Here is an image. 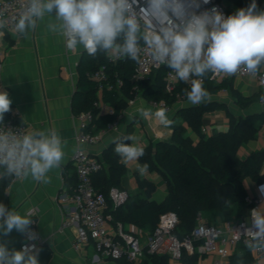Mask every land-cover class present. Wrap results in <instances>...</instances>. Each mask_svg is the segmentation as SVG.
<instances>
[{
	"label": "clouds",
	"instance_id": "1",
	"mask_svg": "<svg viewBox=\"0 0 264 264\" xmlns=\"http://www.w3.org/2000/svg\"><path fill=\"white\" fill-rule=\"evenodd\" d=\"M202 2L208 4L209 0ZM144 4L139 7V0H26L16 18L14 34L27 36L39 21L49 17L47 29L61 36L70 51L82 46L93 58L103 53L136 62L140 53L147 51L155 63L170 68L176 79L191 83L186 93L191 105L211 101L203 86L209 72L233 76L243 70L256 76L264 67V10L258 9L256 0L227 17L215 7L197 14L200 0H144ZM7 24L0 14V37ZM260 99L264 101V95ZM11 104L8 93L0 91V125ZM135 111L165 128L174 123L164 107L153 111L142 103ZM136 141L134 135L113 138L114 151L122 163L138 161L144 155V148ZM65 143L55 128L25 132L0 127V181L30 176L36 182L48 183V173L62 164ZM136 167L145 176L150 166L144 163ZM260 191L264 194V185ZM250 216L251 223L243 226L241 234L247 236L245 243L250 250L264 252V209H253ZM32 224L30 212L21 215L0 203L3 236L15 229L35 240ZM34 249L35 245H25L21 250H10L0 243V264H39ZM236 264H244L243 259L238 257Z\"/></svg>",
	"mask_w": 264,
	"mask_h": 264
},
{
	"label": "trees",
	"instance_id": "2",
	"mask_svg": "<svg viewBox=\"0 0 264 264\" xmlns=\"http://www.w3.org/2000/svg\"><path fill=\"white\" fill-rule=\"evenodd\" d=\"M228 1L233 5V8L227 7L229 15L240 8H246L252 2V0ZM256 3L258 9L264 10L261 0H256ZM102 68L105 69L108 82L113 84L114 88L110 90L104 86L99 96V83L92 80L89 75ZM134 69L135 61L128 58L114 64L110 62L108 55L103 53H98L93 58L85 50L82 52L77 67L78 85L72 106L78 114L85 112L93 114L94 121L89 128L91 135L95 136L99 130H106L109 124L117 122L129 102L137 96L170 108L178 103L179 96H187V91L191 89L184 81H179L173 91H167L165 79L170 69L167 66L154 71L146 80L138 83L132 79ZM117 80L122 81V86H116ZM136 86L137 90L134 89ZM203 86L211 95L227 89L237 105L243 109L250 107L257 98L264 95L261 92L260 96L244 97L234 89L233 81L216 82L210 76H207ZM98 99L111 105L114 109L113 114H99L94 107ZM214 109L225 111L229 129L226 132H213L207 135L203 132L204 115ZM179 120L183 123H178ZM263 124L264 113L236 117L225 104L212 101L199 105H182L172 124V138L150 144L144 149V155L139 158L142 163L149 164L151 173H158L163 177L167 196L162 202L153 199L156 184L139 178L140 192L127 194V199L121 205L114 204L110 194L113 189L121 191L126 165L115 153L113 144L103 153V170L93 177L96 191L104 194L107 199L105 213L109 217V223L113 227L122 225L125 232L135 236L136 233L131 231V228L152 234L161 216L173 212L178 218V224L172 230V235L183 241L196 227L199 214L220 218L231 217L236 220L248 217L253 209V201L245 182L248 179L255 183L264 182L262 173L264 151L252 152L241 158L239 150L245 143L256 138ZM189 129L196 135L197 140L188 135ZM127 135L129 133L125 136ZM9 183L10 178L7 181H0V203L8 208ZM51 257L52 249L49 245H41L37 253L39 264H48ZM238 257L243 259L244 264H262L254 258L250 249L242 245H239L237 251L230 256L228 264H236ZM205 259V256H200L196 251L183 249L179 262L201 264ZM116 262L172 264V258L167 253L151 254L145 249L143 257L137 263L131 262L126 255Z\"/></svg>",
	"mask_w": 264,
	"mask_h": 264
},
{
	"label": "crops",
	"instance_id": "3",
	"mask_svg": "<svg viewBox=\"0 0 264 264\" xmlns=\"http://www.w3.org/2000/svg\"><path fill=\"white\" fill-rule=\"evenodd\" d=\"M261 1L264 4V0ZM222 2L226 7L233 8L228 0H222ZM52 15L54 16L55 13ZM51 19L45 17L43 21H39L35 30L30 31L27 36L4 33L0 37V47L3 51L0 91H6L12 101L11 110L4 114V119L15 117L19 122L27 125L29 130L55 128L62 140L66 142L62 164L48 173L50 177L48 183L36 182L30 176L16 182H12L10 178L7 187L9 209L21 215L31 210L36 211L43 242L52 249V257L48 264H117L116 261L102 258L93 242L85 245L81 250H76L74 248L75 228L60 229L63 220L74 211V207L68 202V198L75 192L77 185L76 170L73 165L74 155L79 148H82L103 160V153L113 145V138L123 137L127 133L136 136V142L145 149L158 140H170L173 135V126L165 128L154 118L143 119L135 111L142 103L144 107L151 108L153 111L164 106L154 105L137 96L129 102L124 113L111 129L99 130L95 135L96 141L92 144H80L77 140L80 133V114L73 109L72 101L78 85L77 67L84 49L78 46L75 51L68 50L64 39L47 29L46 25ZM223 80L233 81L234 89L247 98L260 96L262 92L255 77L240 78L233 75L225 76ZM211 96L212 102L225 104L236 117L264 113V101L260 99L261 97L257 98L250 107L243 109L237 105L228 90L227 93L219 91ZM181 106L176 103L167 108L170 119H173L175 112ZM203 121L207 135L213 132H226L229 129L226 113L221 109L207 112ZM178 123L183 121L179 120ZM188 135L197 140L190 129ZM256 151H264V124L256 138L240 148L239 156L245 158ZM137 164L144 163L139 159L125 164L126 174L120 192L137 194L140 192L138 179H147L156 184L153 199L158 202L164 201L167 190L163 177L149 170L145 176H141L137 170ZM262 173L264 174V165ZM263 183L246 180L245 185L249 196L255 198L258 195V186ZM261 208L264 209V204ZM208 218L214 221L213 224L221 225L231 217L220 218L213 215L205 217L206 220ZM131 231L136 233L142 241H146L150 234L133 228ZM22 237L23 233L14 229L8 236L0 234V243L6 244L10 250H20ZM237 249L238 247L234 252ZM213 261L214 257H209L201 264H213ZM172 264H180V262L172 261Z\"/></svg>",
	"mask_w": 264,
	"mask_h": 264
},
{
	"label": "built area",
	"instance_id": "4",
	"mask_svg": "<svg viewBox=\"0 0 264 264\" xmlns=\"http://www.w3.org/2000/svg\"><path fill=\"white\" fill-rule=\"evenodd\" d=\"M25 4L26 0H0V14H2V18L8 22L7 27L3 29L5 34H14L16 18L23 10ZM144 6H146L144 0H139V7ZM139 7H137V11H139ZM213 7L217 8L225 17L229 16L227 7L222 0H209L208 4H203L202 0H200V8L195 9V11L199 14L206 10L210 11ZM108 57L110 62L114 64L123 59H116L109 55ZM2 62L3 51L0 47V72L3 66ZM163 67H166V65L155 63L147 51H142L140 53L139 62L135 61L132 79L137 83L144 81L154 71ZM207 76H210V78L216 82L222 81L225 77V75H217L211 72H209ZM207 76L203 78V83ZM234 76L240 78H257L259 87L264 94V68L261 69L256 76H252L243 70ZM89 77L99 83V96L104 86H107L110 90L114 88V85L108 82V77L104 68L96 73L90 74ZM165 81L167 91H173L180 80L176 79L175 73L169 69ZM185 84L191 86L190 82H185ZM116 86H122V81L117 80ZM134 89L137 90L138 87L136 86ZM220 91L227 93V89H222ZM151 103L166 107L164 104ZM178 103L181 105L190 104L185 95L179 96ZM94 107L98 110L99 114L108 115L114 112L111 105L100 99L94 103ZM79 119L80 133L77 138L78 142L80 144L94 143L96 137L89 133L90 125L94 121L93 114L90 112L81 113ZM115 123L109 124L107 129H111ZM3 126L14 129L15 131H30L27 125L17 121L15 117L4 119L3 125H0V127ZM203 132L206 133L205 128H203ZM73 165L76 170L77 185L75 192L68 198V202L74 207V211L63 220L60 229L75 228L76 240L74 248L76 250H81L85 245L93 242L96 251L102 258L118 261L126 255L131 262L137 263L143 257L145 249L151 254L167 253L174 262H179L182 250L187 249L196 251L200 256H205L206 258L214 257L213 264H228L230 256L239 245L248 248L245 243L247 236L241 233H243L244 230L243 226H249L251 223L250 215L241 220L230 218L220 225L209 223L204 215L199 214L196 227L183 239V241H180L177 237L172 235V230L178 224V218L175 213L169 212L161 216L155 231L149 234L146 241H142L139 237L125 232L122 225L113 227L109 223V217L105 213L107 209V199L104 194L96 191L93 181L94 175L103 170V161L91 155L87 150L79 148L74 155ZM20 179L22 178L11 177L12 182L19 181ZM261 185H264V183ZM261 185L258 186V195L255 198L251 197L253 209L259 208L264 204V194L260 191ZM110 196L117 206L123 204L127 199V193L120 192L116 189L111 191ZM30 213L33 220V224L30 225V231L36 234V239L31 240L26 233H23L20 250L25 245H35L33 253L37 254L44 242L39 231V221L36 218V211L31 210ZM196 243H198L197 246L195 245ZM251 252L259 263H264V252L252 250Z\"/></svg>",
	"mask_w": 264,
	"mask_h": 264
},
{
	"label": "water",
	"instance_id": "5",
	"mask_svg": "<svg viewBox=\"0 0 264 264\" xmlns=\"http://www.w3.org/2000/svg\"><path fill=\"white\" fill-rule=\"evenodd\" d=\"M179 112V109L175 112V114H174V116H173V119L172 120H175V118H176V115H177V113ZM250 115V114H249ZM249 115H247V116H249ZM241 117H243V116H241Z\"/></svg>",
	"mask_w": 264,
	"mask_h": 264
},
{
	"label": "rangeland",
	"instance_id": "6",
	"mask_svg": "<svg viewBox=\"0 0 264 264\" xmlns=\"http://www.w3.org/2000/svg\"><path fill=\"white\" fill-rule=\"evenodd\" d=\"M225 3H226V2H225ZM227 7H228V6H227ZM204 217H207V216L204 215ZM207 220H208L209 223H214V221H213L212 219L210 220V218H208Z\"/></svg>",
	"mask_w": 264,
	"mask_h": 264
}]
</instances>
